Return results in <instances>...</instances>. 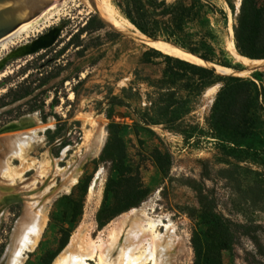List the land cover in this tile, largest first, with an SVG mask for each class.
I'll return each instance as SVG.
<instances>
[{"label": "rangeland", "instance_id": "rangeland-1", "mask_svg": "<svg viewBox=\"0 0 264 264\" xmlns=\"http://www.w3.org/2000/svg\"><path fill=\"white\" fill-rule=\"evenodd\" d=\"M116 1L112 0L120 11ZM55 3L57 5L53 10L42 15L48 7L31 20L34 25L29 36L16 39L7 48L0 46V63L5 60L0 67V137L11 132L36 130L37 139L33 148L30 152L16 156L14 161L16 180L21 186L22 182L32 181L42 164L49 160L57 161L63 170L70 169L88 150L86 141L90 143L92 140L94 152L80 165L78 181L69 190L65 189L63 176H54L51 170L48 176L44 175L43 179L37 181L34 192L38 195L43 194L49 186V174L52 175L49 180L54 179V184L51 194L44 196L47 224L43 236L37 247L25 252L23 264H52L84 225L95 241L106 239L113 222L123 214L141 208L150 217L165 224H173L177 233L174 264H193L195 253L192 237L198 227L200 208L193 185L196 181L203 182L206 161L210 162L213 178L205 183L213 192L218 209L235 220L252 218L264 224V202H260L258 207L246 203L239 191V183H230L221 178L220 169L237 167L233 160H230L232 165L226 163L228 157L215 141L204 137L198 140L200 132L197 131L192 141L187 143L183 134L169 129L165 124L144 125L139 122L138 117L155 113L146 108L159 98L147 97V92L154 88L144 78L150 77L151 83L156 85L166 67L163 58H155L150 64L141 62L143 53L154 47L105 23L106 28L103 30L83 32L80 46L70 45L60 54L92 15L105 17L82 0H58L52 5ZM241 3L242 0H218V4L228 13L229 24L224 34V44L227 61L232 66L241 63L231 56L227 48L230 41H234L230 24H234L235 15L230 5L238 13ZM49 30L58 32L51 47L36 53L9 57L21 44L31 43ZM114 32L120 33L122 38L119 39ZM83 49L87 50L80 54ZM253 73L262 74L258 83L264 88V68ZM253 73L242 77H251ZM45 80L48 82L43 84ZM134 82L137 83L136 88ZM19 85L36 89L30 96L15 102H12L13 97H2L9 89ZM218 88V85L210 88L203 97H188L190 104L195 105L188 118L193 123H199L201 129H205V117L210 113ZM137 89L140 90L139 95H136ZM114 97L121 99L123 104L114 107V116L109 119L107 113L112 108L109 102ZM175 109L176 106L171 111ZM112 121L117 124L116 133L124 141L126 163L135 170L139 169L148 197L139 206L119 214L100 228L98 211L104 201L106 210L113 209V189L119 178L107 154L114 135L109 127ZM43 127L46 129L41 130ZM156 150L164 155V170L159 168L154 157ZM31 161L35 162L33 169L25 173ZM248 166L253 170L258 169L254 164L241 163L240 169L236 171V177L244 188L257 178L244 170ZM96 177L98 184L91 193L90 187ZM258 178L264 180L263 177ZM259 184L264 188V184ZM20 191L15 196L19 201H11L3 208L0 261L13 243L14 230L23 216L25 198L30 195ZM158 230L164 232L165 227L159 226ZM65 240L68 243L62 247ZM251 253H255L253 245L243 239L240 247L224 252V264H251V261L254 262ZM117 255L118 252L114 256ZM256 259L261 261L256 264H264V258ZM89 262L100 264L98 257Z\"/></svg>", "mask_w": 264, "mask_h": 264}, {"label": "trees", "instance_id": "trees-1", "mask_svg": "<svg viewBox=\"0 0 264 264\" xmlns=\"http://www.w3.org/2000/svg\"><path fill=\"white\" fill-rule=\"evenodd\" d=\"M116 2L123 16L146 36L178 45L206 61L233 67L227 61L224 44V34L229 24L228 13L218 4V0ZM230 6L235 15L233 28L237 51L250 59H264V0H242L238 13L233 5ZM105 28L102 18L97 14L92 15L85 27L71 37L60 54L70 45L80 46L83 32ZM114 35L122 38L118 32H114ZM86 50L83 49L80 54H84ZM155 58H163L165 61L163 77L156 85L151 83L150 77L144 79L154 88L147 92V97L159 98L151 103V107L146 108L155 113L138 117L139 122L144 125L165 124L169 129L183 134L187 143L192 141L197 131L200 132L198 140L204 137L215 141L225 151V156L228 157L226 163L232 165L230 160H233L237 167L220 169L218 172L221 178L230 183H239V191L246 203L258 207L260 202H264V188L259 184H264V180L258 178H264V88L258 83L262 74L253 73L251 77L221 75L206 66L164 54L155 48H149L143 53L141 62L150 64ZM47 82L45 80L43 84ZM217 85L219 88L215 100L210 113L205 117V129H201L199 123H193L188 118L195 109L188 97H203L206 91ZM35 89L19 85L15 89H9L2 97H13L12 102H15L30 96ZM139 93L140 90L137 89L136 95ZM109 104L112 108L107 116L112 119L114 107L122 105L123 101L114 97ZM174 106L175 111H171ZM109 127L114 135L107 154L108 159L113 161L119 178L113 189V209L106 210L104 201L98 211L100 228L119 214L139 206L148 197L139 169L135 170L126 163L125 144L116 133L117 124L112 121ZM154 157L159 168L164 170V155L161 151L156 150ZM241 163L258 167L257 170L251 169L250 165L244 168L257 177L247 183L245 188L236 177ZM203 170V182L196 181L193 185L200 204L198 227L192 237L195 253L193 264H224V252L240 247L243 239L250 241L255 250V253H251L254 262L247 261L251 264L261 262L256 258H264V224L252 218L235 220L220 211L213 192L205 183L213 178L209 161L204 163ZM67 243L68 240H65L62 247Z\"/></svg>", "mask_w": 264, "mask_h": 264}, {"label": "bare ground", "instance_id": "bare-ground-1", "mask_svg": "<svg viewBox=\"0 0 264 264\" xmlns=\"http://www.w3.org/2000/svg\"><path fill=\"white\" fill-rule=\"evenodd\" d=\"M82 1L87 2L88 5L104 16L113 27L124 33L133 35L136 40L144 42L164 54L190 63L207 65L197 55L191 54L179 46L151 39L141 33L135 25L121 14L112 0H92L94 5L90 0ZM56 5L57 3L51 5L42 15H45L47 11L53 10ZM33 22L23 23L16 30L2 38L0 40V46L7 48L9 44L15 43L16 39L22 38L24 35L29 36L30 31H33L31 30L32 25H34ZM230 30L233 37L232 23L230 24ZM54 32L56 33V31ZM39 38H36L31 43L21 44L16 50L11 52L9 57L28 54L32 51L33 45ZM227 48L236 61L243 64L244 67H249L247 71L240 75L250 74L253 68H256L255 71L259 68H264V60H252L241 55L237 51L233 40L230 41ZM4 63L5 60L0 63V67ZM217 69L224 74L233 72L231 68L221 65H218ZM44 129L46 128H41V130ZM36 139L37 134L34 129L11 132L0 137V224L2 221L3 206L8 205L11 201L18 200L15 197L17 191L22 190L20 192L25 193V195L30 193L25 198L23 216L19 219L14 230V240L8 248L4 264H23L25 252L33 250L41 240L47 224L44 196L51 194V187L54 184V179L49 180L52 178L51 174L54 173V176L59 174L63 176L66 190H69L70 186L78 181L79 163H75L70 169L63 170V168L59 167L58 162L52 159V161L49 160L45 164H42L37 176L32 181L27 183L22 182V186L20 184L19 186L16 180L17 171L13 167L14 161L16 156L22 152H30ZM85 144L88 151L93 149L92 140L90 143L86 141ZM34 163L33 161L30 162L31 165L27 167L26 171L24 170L25 173L32 171ZM49 171L51 174H49L47 182L51 185L49 184L45 188L43 194H36L34 190L36 189L37 181L43 179L44 175L48 176ZM97 184L98 177L91 184V193L96 190ZM159 226L165 227V231H159ZM123 236H125L124 239ZM176 240L177 233L173 224H165L150 217L144 208L134 209L123 214L111 224L106 239L95 241L90 237L87 226H82L73 236L68 247L64 248L52 264H91L89 261L95 257H98L100 264H174V256L177 249ZM116 252H118V255L115 257Z\"/></svg>", "mask_w": 264, "mask_h": 264}, {"label": "water", "instance_id": "water-1", "mask_svg": "<svg viewBox=\"0 0 264 264\" xmlns=\"http://www.w3.org/2000/svg\"><path fill=\"white\" fill-rule=\"evenodd\" d=\"M56 1L57 0H0V40L2 38H4L5 36L9 35L14 30H16L23 23L31 21L32 19H34L35 17L40 15L45 9L50 7L52 5V3L56 2ZM90 1L94 5V2L92 0H90ZM101 18L107 25H109L110 27L113 28V26L108 21H106L103 17H101ZM57 36H58V32L55 33L54 30H52L50 33H48L46 35L41 36L39 38V40L33 45L32 51H30L28 54L36 53V52H39L40 50L51 47L53 45L55 39L57 38ZM233 37H234V28H233ZM149 38H151V37H149ZM151 39H154V38H151ZM154 40H161V39H154ZM161 41H164V40H161ZM164 42H167V41H164ZM168 43H170V42H168ZM171 44H173V43H171ZM173 45H175V44H173ZM175 46H178V45H175ZM182 49H184V48H182ZM184 50H186V49H184ZM186 51H188V50H186ZM189 53H191V52H189ZM191 54H193V53H191ZM199 58L202 59L207 64V65H203V66H206V67L212 69L213 71H215L216 73L221 74V75H232V76L242 77V75H240V74L247 71L249 68V67H244L242 64L239 66H233V67L224 66L227 68H231L233 70V72L230 74H224V73H221L218 71V69H217L218 64L206 61L201 57H199ZM261 60H264V59H261ZM255 69L256 68H253L251 73L255 72ZM93 152H94L93 149L89 150V151L87 150L84 155H82L81 157L78 158L77 163H79L81 165L84 161H86L87 159H89L93 155ZM17 201H19V200H17ZM5 206L6 205H4L3 208ZM68 245L66 246V248L68 247ZM6 254L1 259L0 264H4Z\"/></svg>", "mask_w": 264, "mask_h": 264}, {"label": "flooded vegetation", "instance_id": "flooded-vegetation-1", "mask_svg": "<svg viewBox=\"0 0 264 264\" xmlns=\"http://www.w3.org/2000/svg\"><path fill=\"white\" fill-rule=\"evenodd\" d=\"M50 32H51V30L48 31V33H50ZM48 33H45L44 35H46V34H48ZM42 36H43V35H42ZM40 37H41V36H40Z\"/></svg>", "mask_w": 264, "mask_h": 264}]
</instances>
